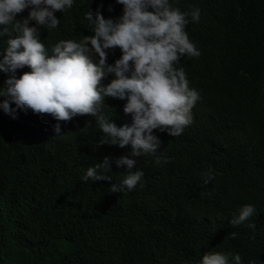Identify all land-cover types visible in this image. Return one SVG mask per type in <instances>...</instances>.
<instances>
[{
  "label": "trees",
  "instance_id": "obj_1",
  "mask_svg": "<svg viewBox=\"0 0 264 264\" xmlns=\"http://www.w3.org/2000/svg\"><path fill=\"white\" fill-rule=\"evenodd\" d=\"M22 1L1 2L0 20L8 16L24 35L46 14H35V7L22 12ZM83 1L107 6V0ZM134 1L122 0L114 19L115 25H128L125 44L148 49L150 65L160 61L172 73L173 89L190 82L194 93H207L220 119L241 134L245 145L236 159L242 167L222 145L191 149L198 133L161 112L150 124L148 147L121 166V156L136 152L134 130L125 129L120 146L112 143L119 124L101 132L92 123L106 115L117 120L118 104L133 103L131 89L116 81L114 91L100 74L112 99L103 103L94 95L88 124H78L84 143L65 142L67 152L49 156L41 143L13 137L20 124L14 128L7 120V108L5 119L11 88L3 82L6 56L0 69V264H253L249 252L264 242L260 224L251 228L257 220L264 226V0H192L183 12L168 8V0ZM55 5L63 10L62 0ZM62 15L55 16V33L67 30L68 18L83 25L77 16ZM90 29L74 28L75 54L100 51L97 41L84 36ZM9 56L25 66L21 36ZM154 78L168 82L159 73ZM182 147H189L193 181L183 172L168 173V162ZM109 176L118 188L108 186ZM253 209L256 219L237 227V215ZM241 237L248 242L242 244Z\"/></svg>",
  "mask_w": 264,
  "mask_h": 264
},
{
  "label": "clouds",
  "instance_id": "obj_2",
  "mask_svg": "<svg viewBox=\"0 0 264 264\" xmlns=\"http://www.w3.org/2000/svg\"><path fill=\"white\" fill-rule=\"evenodd\" d=\"M3 1L0 0V3ZM137 1L130 4L136 5ZM191 1L168 0L170 5L168 8L183 12V4ZM86 2L62 0L61 10L55 5L56 0H23L22 12L35 7L38 9L35 14H46L45 20L36 19L24 35L14 31L10 21L6 19L8 16H2L0 69L3 68L2 62L6 61L7 56L8 76L3 82L11 85V88L7 89L8 97L3 104L5 119L7 108V120L14 124V128L20 124L13 137L20 141L34 140L41 143L49 156L52 152L57 156L61 155L60 151L67 152L64 148L65 142L71 143L74 147L84 143L79 131L82 123L88 124L86 121L91 116L89 108L95 106L96 103L93 102L95 96L103 103L105 99H112L111 95L105 94L108 92L107 87L98 80L100 74L107 79V86L114 91L116 81L128 84L131 89L133 103L127 101L123 106L118 104L120 114L117 120H111L106 115L104 119H93L92 123L95 126L99 125L101 132L109 130L111 124H119V134L112 143H118L120 146L125 142V131L134 130L136 145L133 141L131 147L133 150L136 146L134 147L136 152L128 159L121 156L118 161L121 166L131 165L142 150L144 152L148 147L146 144L151 138L150 124L157 119L160 112L167 117L169 114L173 122L198 133L191 149H196L194 144L203 149L206 143L222 145L240 164L236 157L245 145L241 134L234 124L220 119L207 93H194L190 82L173 89L170 78L172 73L166 72L160 61L150 65L147 59L148 49L143 51L140 46L128 47L125 44L129 35L128 25L114 23L119 11L118 4L122 3V0H107L104 9L101 5H96L98 7L86 5ZM152 2L151 0L149 3ZM148 8L147 5L146 10ZM59 14H65L62 17L77 16L83 25L68 18L67 30L55 33L53 29L58 24L55 16ZM83 26L91 28L84 36L90 43L97 41L101 46L99 52L74 53L73 46L77 40L73 36ZM74 28L77 30L74 31ZM92 32L96 34L92 35ZM18 35L21 36L27 52L25 66L20 62L14 63L9 56ZM154 73L168 76V82L160 83L154 78ZM18 83H21V86H18ZM12 89H15V92H11ZM205 125L211 130H207ZM18 130L23 132V137H17ZM169 134L175 135L172 130H169ZM54 146L58 148L53 150ZM188 148L179 149L176 159L168 162V173L183 172L193 181L186 157ZM106 182L109 187L118 188L116 181L110 176L106 177ZM178 194H187V191H180ZM254 211L253 209L240 212L234 220L235 225L242 227L250 224L256 219ZM258 224H260L258 233L263 235L264 226L258 220L251 224V228ZM241 240L242 244L248 242V237H241ZM248 260L253 264L264 262V242L249 252Z\"/></svg>",
  "mask_w": 264,
  "mask_h": 264
},
{
  "label": "bare ground",
  "instance_id": "obj_3",
  "mask_svg": "<svg viewBox=\"0 0 264 264\" xmlns=\"http://www.w3.org/2000/svg\"><path fill=\"white\" fill-rule=\"evenodd\" d=\"M13 44V43H12Z\"/></svg>",
  "mask_w": 264,
  "mask_h": 264
}]
</instances>
